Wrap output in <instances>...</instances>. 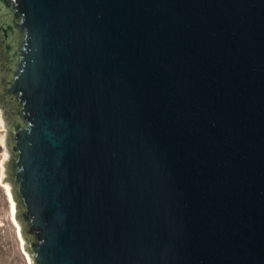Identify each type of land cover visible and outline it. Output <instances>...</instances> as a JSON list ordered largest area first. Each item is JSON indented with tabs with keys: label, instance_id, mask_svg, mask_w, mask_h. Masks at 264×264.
<instances>
[{
	"label": "water",
	"instance_id": "95a60500",
	"mask_svg": "<svg viewBox=\"0 0 264 264\" xmlns=\"http://www.w3.org/2000/svg\"><path fill=\"white\" fill-rule=\"evenodd\" d=\"M0 58L32 264H264V0H0Z\"/></svg>",
	"mask_w": 264,
	"mask_h": 264
},
{
	"label": "rangeland",
	"instance_id": "374dc122",
	"mask_svg": "<svg viewBox=\"0 0 264 264\" xmlns=\"http://www.w3.org/2000/svg\"><path fill=\"white\" fill-rule=\"evenodd\" d=\"M2 79L3 75L0 74V264H32L28 250L30 240L23 233L17 207L13 214V183L9 173L13 152L10 138L11 127L19 121V117L9 99L1 98Z\"/></svg>",
	"mask_w": 264,
	"mask_h": 264
},
{
	"label": "flooded vegetation",
	"instance_id": "af4514ba",
	"mask_svg": "<svg viewBox=\"0 0 264 264\" xmlns=\"http://www.w3.org/2000/svg\"><path fill=\"white\" fill-rule=\"evenodd\" d=\"M7 65L8 64L4 60H2L0 58V74L3 75V79H2V82H1V92H2L1 98H4V97L6 98L7 95H8V93H7L8 91H7V88H6V85H5V83H10V79H9L8 72H7V69H6ZM10 103H11V101H10ZM14 108L16 109V105H14Z\"/></svg>",
	"mask_w": 264,
	"mask_h": 264
},
{
	"label": "bare ground",
	"instance_id": "6f19581e",
	"mask_svg": "<svg viewBox=\"0 0 264 264\" xmlns=\"http://www.w3.org/2000/svg\"><path fill=\"white\" fill-rule=\"evenodd\" d=\"M2 120V118H1ZM16 213V204H15V201L13 200V214L15 215Z\"/></svg>",
	"mask_w": 264,
	"mask_h": 264
}]
</instances>
